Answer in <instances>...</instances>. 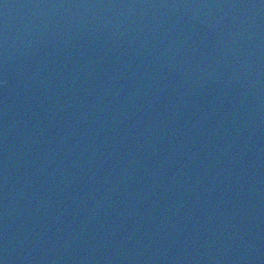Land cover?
<instances>
[{
	"label": "water",
	"instance_id": "obj_1",
	"mask_svg": "<svg viewBox=\"0 0 264 264\" xmlns=\"http://www.w3.org/2000/svg\"><path fill=\"white\" fill-rule=\"evenodd\" d=\"M230 1L0 0V257ZM53 135L74 150L64 175L46 164Z\"/></svg>",
	"mask_w": 264,
	"mask_h": 264
}]
</instances>
